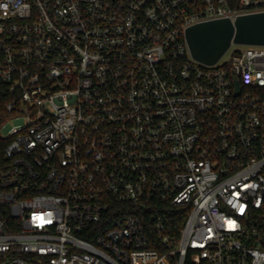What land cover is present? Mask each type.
<instances>
[{"label":"built area","instance_id":"obj_1","mask_svg":"<svg viewBox=\"0 0 264 264\" xmlns=\"http://www.w3.org/2000/svg\"><path fill=\"white\" fill-rule=\"evenodd\" d=\"M261 12L0 0V264H264V45L186 39Z\"/></svg>","mask_w":264,"mask_h":264},{"label":"water","instance_id":"obj_2","mask_svg":"<svg viewBox=\"0 0 264 264\" xmlns=\"http://www.w3.org/2000/svg\"><path fill=\"white\" fill-rule=\"evenodd\" d=\"M186 39L194 59L214 65L232 43L264 45V12L239 16L234 22L219 19L191 26Z\"/></svg>","mask_w":264,"mask_h":264},{"label":"rangeland","instance_id":"obj_3","mask_svg":"<svg viewBox=\"0 0 264 264\" xmlns=\"http://www.w3.org/2000/svg\"><path fill=\"white\" fill-rule=\"evenodd\" d=\"M244 46H238V45H233L230 50L226 53V55L223 58V62H226L229 60V58L232 56L233 52L238 49V48H243Z\"/></svg>","mask_w":264,"mask_h":264},{"label":"trees","instance_id":"obj_4","mask_svg":"<svg viewBox=\"0 0 264 264\" xmlns=\"http://www.w3.org/2000/svg\"><path fill=\"white\" fill-rule=\"evenodd\" d=\"M260 93H261V95L263 96V99H264V89H261ZM2 111H3V107L0 106V114L2 113ZM3 147H5V145H3V144L1 145V143H0V164L3 161Z\"/></svg>","mask_w":264,"mask_h":264}]
</instances>
